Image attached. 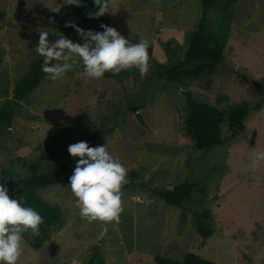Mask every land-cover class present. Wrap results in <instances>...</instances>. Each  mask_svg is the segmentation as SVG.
Returning <instances> with one entry per match:
<instances>
[{"label": "rangeland", "instance_id": "obj_1", "mask_svg": "<svg viewBox=\"0 0 264 264\" xmlns=\"http://www.w3.org/2000/svg\"><path fill=\"white\" fill-rule=\"evenodd\" d=\"M67 5L0 0V108L40 58L34 48L39 31L50 41L64 34ZM109 10L89 18L98 9L76 4L73 24L89 30L104 19L125 38L148 39L154 50L148 72L141 78L133 67L90 79L79 57L55 81L42 72L12 125L0 126V173L13 170L25 178L36 163L39 172L67 167L71 176L79 157L68 146L100 127L101 137L89 146L107 144L128 169L122 211L118 220L88 222L69 182L39 189L57 208L61 225L38 249L32 243L40 235L24 232L17 264H93L95 254L105 264H154L155 255L182 261L187 253L218 264H264V161L251 165L253 153L264 151V0L216 4L207 31L224 48L222 61L211 75L175 81L165 72L184 59L202 17L201 0H110ZM70 39L84 43L75 27ZM188 92L226 113L237 105L253 107L239 126L231 127L228 118L221 123L223 143L200 150L185 130ZM49 144L60 148L58 157L41 160ZM181 183L195 184L191 196L183 205L167 204L161 193ZM198 221L212 231L206 239Z\"/></svg>", "mask_w": 264, "mask_h": 264}, {"label": "clouds", "instance_id": "obj_2", "mask_svg": "<svg viewBox=\"0 0 264 264\" xmlns=\"http://www.w3.org/2000/svg\"><path fill=\"white\" fill-rule=\"evenodd\" d=\"M80 2L64 0L66 4ZM94 3L99 8L90 12L89 18H99L111 12L109 0H94ZM71 26L84 38V43L73 42L62 33L50 41L48 32L39 31V40L34 48L42 57L41 71L47 74L48 79L55 81L61 78L73 67V63L68 62L73 57L80 58L83 73L90 79H99L106 72L115 75L133 67L141 78L148 72V39L131 42L116 28L106 24L101 25L103 31ZM67 151L73 157H79L67 186L77 199L80 217L88 222L118 220L122 211L121 189L128 182V169L107 150V144L89 146L87 141H78L70 144ZM261 161H264V151L253 153L252 167ZM42 223V215L34 207L26 205L22 195L11 197L8 187L0 184V264H17L24 253L23 233L30 230L39 235Z\"/></svg>", "mask_w": 264, "mask_h": 264}, {"label": "trees", "instance_id": "obj_3", "mask_svg": "<svg viewBox=\"0 0 264 264\" xmlns=\"http://www.w3.org/2000/svg\"><path fill=\"white\" fill-rule=\"evenodd\" d=\"M220 1L222 0H201L202 17L199 25L189 36V45L184 59L178 60L175 65L166 70L165 77L168 80L175 81L180 78L211 75L218 68L224 57V48L216 35L207 31V19L209 11ZM224 1L227 5V3L230 4L237 0ZM79 4L89 5L95 9L99 8V5H96L94 0H81ZM75 5L76 4H68L65 8L63 17V35L69 39L73 32V26L71 25L73 24ZM3 15L4 12H0V16ZM106 22L107 21L104 19L100 20L92 30L103 31L104 29L101 25L106 24ZM129 40L131 42H138L136 40ZM153 53V45L150 43L148 49L149 60L153 57ZM42 62V57L34 60L26 74L16 81L12 90L13 98H10L6 104L0 108V126L7 129L12 125L20 102L30 96L41 79ZM186 100L188 111L185 121V130L187 135L195 140V145L200 150L223 143L220 137L221 123L228 118L231 127L239 126L253 107L252 105L246 104L237 105L226 113L213 105L198 101L190 92L186 94ZM259 106V103L255 105V107ZM138 107L139 106H134L132 109L137 110ZM84 116L87 121H90L86 115ZM102 133L100 127L96 128L95 132L87 139L89 145H93L96 139L101 137ZM59 152V147L55 144H49L45 148V151L41 152L40 159L53 161L58 157ZM30 168L32 172L30 176L25 178L20 177L13 170H5V173L1 172L0 184H4L8 187L11 197H19L22 195L24 203L34 207L42 215L43 223L40 225L39 230L40 241L32 243V246L38 249L42 242L50 235L51 231H55V229L61 225L57 208L42 196L39 189L56 183H68L70 176L67 174V167L55 168L50 172H39L36 169L37 164L34 163ZM194 188L195 184L181 183L175 185L172 190H165L161 194L167 204L183 205V202L191 196ZM209 214V212L204 213L205 219H208ZM197 229L204 239L212 233V231L205 226L203 221L197 222ZM153 260L154 264H218L195 253H187L182 261H174L161 255H155ZM92 263L105 264V261L101 256L95 254L92 258Z\"/></svg>", "mask_w": 264, "mask_h": 264}]
</instances>
